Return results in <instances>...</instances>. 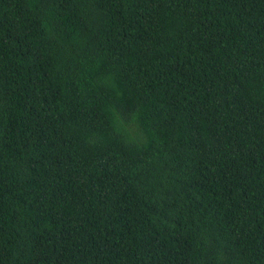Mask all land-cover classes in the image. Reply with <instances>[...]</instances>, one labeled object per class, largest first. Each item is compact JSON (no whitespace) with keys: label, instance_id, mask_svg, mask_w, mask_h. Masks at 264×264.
Wrapping results in <instances>:
<instances>
[{"label":"trees","instance_id":"1","mask_svg":"<svg viewBox=\"0 0 264 264\" xmlns=\"http://www.w3.org/2000/svg\"><path fill=\"white\" fill-rule=\"evenodd\" d=\"M0 264H264V0H0Z\"/></svg>","mask_w":264,"mask_h":264}]
</instances>
